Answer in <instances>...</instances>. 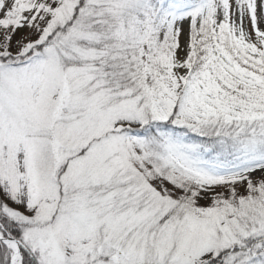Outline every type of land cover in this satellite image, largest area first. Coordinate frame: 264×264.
<instances>
[{"label":"snow or ice","instance_id":"6c2138e0","mask_svg":"<svg viewBox=\"0 0 264 264\" xmlns=\"http://www.w3.org/2000/svg\"><path fill=\"white\" fill-rule=\"evenodd\" d=\"M0 264H264V0H0Z\"/></svg>","mask_w":264,"mask_h":264}]
</instances>
